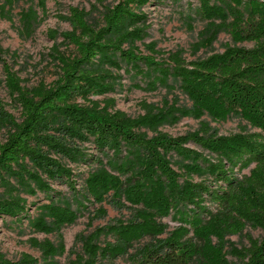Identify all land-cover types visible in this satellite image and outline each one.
Here are the masks:
<instances>
[{
	"label": "trees",
	"instance_id": "obj_1",
	"mask_svg": "<svg viewBox=\"0 0 264 264\" xmlns=\"http://www.w3.org/2000/svg\"><path fill=\"white\" fill-rule=\"evenodd\" d=\"M3 1L0 11L5 14L12 0ZM148 1L117 0L105 15L106 25L101 28L92 26L82 10L71 7L75 29L66 37L76 47L78 56H59L61 73L52 85L40 83L32 89L23 87L17 73L3 62L1 56L7 50L0 45L5 84L21 108V120H18L0 99V128L7 130L6 140L0 145V176L2 170L14 171V167L27 158L48 177L58 176L57 169L63 168L59 159H70L73 153L84 155L80 145L91 139L96 149L105 153L113 150L130 156L138 150L139 175L131 177V181L139 190L121 181L112 173V166L101 160L100 167L87 180L88 193L101 201L112 188L119 186V197L112 202L115 207L128 208L120 199L126 196L131 206L142 207L140 215L143 216L151 215V209L155 208L168 215L178 203L197 208L205 197L209 198L217 211L208 212V221L182 222L164 236L163 224L149 222L141 216L128 228L131 239L122 240L120 244L125 252L136 238H150L132 256V264H202L205 247L213 233H223L224 229L227 233H239L240 224L247 221L258 222L264 231V2L254 0L251 4L255 9L253 16L241 22L247 35L244 37L253 41L254 46H230L225 52L188 62L175 53H171L168 60H157L152 54L143 55L137 49L123 47L129 32L117 35L115 30L126 18L134 25L144 23V14H138L133 5H146ZM44 4L42 0L41 6ZM20 15L23 31L32 34L38 20L37 12L29 8ZM144 30V26H137L132 32L142 37ZM107 52L117 55L130 70L142 71L143 67L156 70L160 73L158 81L175 75L202 112L221 120L224 114L239 111L260 132L230 135L189 132L171 136L155 130V134L149 136L142 129L151 127V112L131 118L125 112L111 110L114 103L111 100L102 106L100 101L90 99V95L113 89L111 75L105 73L104 66L95 67L94 62ZM102 74L108 79H102ZM75 97H81L88 105L73 101ZM52 116L59 118L51 121ZM190 144L216 159L205 160ZM177 157L183 162L184 172L173 167V159ZM187 160L190 162L184 163ZM251 165H254L252 175L242 179L234 177L235 168L242 171ZM197 169L212 175L218 188L212 190L203 182H193L190 177ZM68 173L66 176L70 179V171ZM143 180L151 182L150 189L145 192ZM46 187L51 189L49 185ZM24 211L26 199L20 196L0 199V214L19 216ZM67 212L68 220H73L72 211ZM240 261L241 264H264V233L261 238L250 240L249 246L241 252ZM34 263L36 260L29 254L12 262L0 252V264Z\"/></svg>",
	"mask_w": 264,
	"mask_h": 264
},
{
	"label": "rangeland",
	"instance_id": "obj_2",
	"mask_svg": "<svg viewBox=\"0 0 264 264\" xmlns=\"http://www.w3.org/2000/svg\"><path fill=\"white\" fill-rule=\"evenodd\" d=\"M253 1L149 0L146 5H133L138 14H144V23L134 25L126 18L115 31L117 35L129 32L124 48L137 49L143 55L152 54L157 60H168L169 55L175 53L188 62L196 61L225 52L230 46H254L253 41L246 40L244 25H241L242 21L253 16ZM41 2L12 0L11 6L5 8V14L0 11V45L7 50L1 58L17 73L22 86L27 89L40 83L52 85L60 77V55L78 56L76 47L66 37L75 29L71 7L82 10L92 26L101 28L106 25L105 15L118 3L117 0H44L42 7ZM260 2L263 4L264 0ZM3 3L0 0V7ZM29 8L38 14L30 35L23 31L20 15ZM137 26L145 28L142 37L132 32ZM94 62L95 67L104 66L105 73L111 75L113 89L90 95V99L100 101L102 106L111 100L114 102L111 110L125 112L131 118L151 112V127L142 129L149 136L154 135L155 130L171 136L189 132L218 135L260 132L239 111L224 114L221 120L202 112L173 74L158 81L160 73L156 70L145 67L142 71L130 70L110 52L103 53ZM103 74L102 79H108ZM0 99L7 105V110L21 120V108L5 84L2 62ZM73 101L88 105L81 97H75ZM55 118L59 116L50 119ZM6 137L7 130L0 128V145ZM80 146L84 155L73 153L70 159H59L64 170L57 169L58 176L53 178L38 169L29 158L16 165L14 171L2 170L0 199H8L10 195L26 199V211L19 216L0 214V252L6 259L18 262L29 254L36 260L34 264H132V256L150 241L149 237L141 240L138 237L132 241L130 249L123 252L120 244L122 240L131 239L128 228L135 219L143 216L140 215L142 207L131 206L123 196L120 199L128 208H116L112 202L119 197V186L112 188L101 201L87 190V180L100 167L101 160L112 166V173L121 181H127L134 190H139L131 181V177L139 175V151L130 156L113 150L105 153L96 149L93 139ZM189 146L201 152L205 160L216 159L194 144ZM51 157L58 158L56 155ZM172 164L176 170L184 172L183 162L178 157ZM253 169L254 165L242 171L235 168L234 177L250 176ZM197 170L192 171L190 178L193 182H203L212 190L218 188L212 175ZM68 171L70 179L66 176ZM142 184L144 192L151 187L150 181L143 180ZM46 185L51 189L48 190ZM151 210V215H144L143 219L163 224L166 236L182 222L199 224L208 221V212H216L217 207L205 197L200 207L178 203L168 215L159 208ZM67 211H72L73 220H68ZM240 228L239 233H227L224 229V237H221L223 233H213L205 247L202 264H241L242 250L249 246L250 240L261 238L264 231L258 222L251 221L240 224Z\"/></svg>",
	"mask_w": 264,
	"mask_h": 264
}]
</instances>
